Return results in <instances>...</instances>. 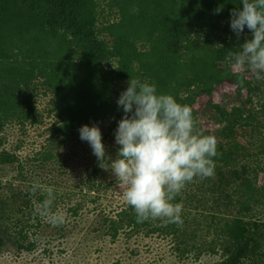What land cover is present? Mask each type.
Masks as SVG:
<instances>
[{"label":"trees","instance_id":"16d2710c","mask_svg":"<svg viewBox=\"0 0 264 264\" xmlns=\"http://www.w3.org/2000/svg\"><path fill=\"white\" fill-rule=\"evenodd\" d=\"M236 7L238 0H107L104 6L101 0H0V166L16 165V174L0 182V248L33 252L44 234L70 235L93 210L102 217L93 230L114 240L147 232L185 244L213 233L209 250L221 253L219 264H264V221L257 218L264 210L263 162L238 156L198 118L200 103L227 117L219 98L226 92L254 102L264 129V94L252 71L230 59L251 38L247 29L237 37L229 27ZM130 77L190 106L196 131L217 140L214 175L194 178L174 201L182 206L180 225L137 223L125 202L101 208L106 178L120 196L124 189L98 166L78 129L99 125L114 157L112 136L123 115L116 100ZM43 97H49L45 109ZM76 144L92 156L91 170L78 172L77 154H65ZM49 213L64 222L53 226Z\"/></svg>","mask_w":264,"mask_h":264},{"label":"clouds","instance_id":"9594fccd","mask_svg":"<svg viewBox=\"0 0 264 264\" xmlns=\"http://www.w3.org/2000/svg\"><path fill=\"white\" fill-rule=\"evenodd\" d=\"M229 27L237 37L245 29L251 34L239 44V51L230 53L231 61L237 67L247 66L258 80L264 79V0H238ZM116 105L123 115L114 131V157L107 153L99 125H82L79 138L87 142L98 166L123 186L122 198L137 223L182 224V206L174 201L194 178L214 175L216 138L197 132L190 106L158 91L149 81L130 77ZM50 203L45 201V209ZM45 218L53 226L64 222L58 213Z\"/></svg>","mask_w":264,"mask_h":264},{"label":"rangeland","instance_id":"374dc122","mask_svg":"<svg viewBox=\"0 0 264 264\" xmlns=\"http://www.w3.org/2000/svg\"><path fill=\"white\" fill-rule=\"evenodd\" d=\"M106 2L107 0H101L103 6ZM252 75L254 83L264 94V79L258 80L253 71ZM219 98L222 106L229 110L227 117L200 103L198 109L200 122L204 125L209 124L213 134L224 141L238 156L258 155L264 167V129L261 127L263 118L257 114L254 102L249 104L244 96L226 92H221ZM256 99L262 100L255 98V102ZM39 100L40 108L48 107L49 97ZM9 134L11 138L15 136L14 131H9ZM65 154H77L73 162L77 165L78 172L92 161L89 160L92 156L85 152L84 145L69 146L65 149ZM94 165L95 162L87 168L91 170ZM15 174L16 165L0 166V182L12 178ZM261 183L264 186V174ZM118 192L117 184L106 178L100 187L101 208L109 209L111 204H115L113 206L123 204L124 200ZM194 206L196 205L190 206L193 215L196 213L193 210ZM205 207L210 211L212 204L207 202ZM257 218L264 221V210ZM101 220L99 213L87 210L83 222L76 223V228L70 235L63 237L55 233H46L33 252H21L11 246L0 248V264H219L222 260L220 252L213 253L209 250L211 246H215L213 233L204 236L199 233L194 239L190 236L185 244L181 243L182 238L158 233L147 235V232L133 237L125 235L114 240L111 236L97 234L93 230L100 226ZM261 230L264 235V228Z\"/></svg>","mask_w":264,"mask_h":264}]
</instances>
